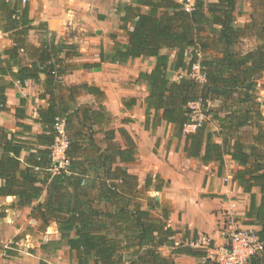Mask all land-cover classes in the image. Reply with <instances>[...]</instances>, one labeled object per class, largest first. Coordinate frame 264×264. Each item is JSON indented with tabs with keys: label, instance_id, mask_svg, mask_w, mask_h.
I'll return each instance as SVG.
<instances>
[{
	"label": "trees",
	"instance_id": "16d2710c",
	"mask_svg": "<svg viewBox=\"0 0 264 264\" xmlns=\"http://www.w3.org/2000/svg\"><path fill=\"white\" fill-rule=\"evenodd\" d=\"M239 1L197 0L196 10L188 14L178 0H131L119 9L123 11L120 29L127 42H116L112 55L102 49L100 63L85 67L154 58L152 71L137 78L147 86L146 130L173 126L175 137L185 138L186 158L201 166L217 164L219 175L230 158L239 168L233 172V182L250 196L245 225L259 227L258 236L264 242V102L259 101L257 83L264 73V3L253 8L249 24L238 26ZM34 29L38 28L30 19L28 0H0V31L14 43L0 53V79H12L0 84V112L6 108V89L15 82L39 85L42 75L46 80L39 98L47 101L34 120L42 127L34 141L0 126V197L15 198L17 209L32 207V219L43 228L55 223L60 240L43 242L41 250L52 254L66 247L76 264H176L160 254L162 247L172 249L174 255L204 259V251L185 245L197 237L190 239L184 232L181 242L176 241L182 232L168 225L169 210L153 215L161 203L145 193L152 187L162 192L164 180L157 176L154 184L149 175L142 188L138 175L130 172L127 165L135 162L137 145L125 128H111L114 118L102 104L104 92L95 85L63 84V78L74 71L68 61L80 56L77 47L54 40L36 47L28 40ZM247 38H254L256 46L245 53L236 51ZM196 50L204 56L216 54L203 58L206 83L172 80L171 73L187 70L197 61ZM189 51L193 52L190 60ZM22 54L29 62L23 63ZM83 93L94 96L98 107L78 106ZM215 100L220 106L208 108ZM199 101L210 120L186 134L185 126L193 122L190 104ZM130 103L133 107L136 100ZM25 105L21 98L17 119L26 118ZM56 118L65 121L69 144L68 165L54 172L51 149ZM128 122L122 120V124ZM17 127L32 133L31 126L18 123ZM247 128L256 130L250 139L242 134ZM118 136L123 145L117 142ZM23 153L28 155L22 160ZM250 264H264V253Z\"/></svg>",
	"mask_w": 264,
	"mask_h": 264
},
{
	"label": "crops",
	"instance_id": "0c3cea01",
	"mask_svg": "<svg viewBox=\"0 0 264 264\" xmlns=\"http://www.w3.org/2000/svg\"><path fill=\"white\" fill-rule=\"evenodd\" d=\"M28 1L30 19L33 20V26L38 28L29 33V42L40 47L43 43L54 40L56 44L65 43L77 47L80 56L68 61V64L74 67V71L63 78V84L67 87L88 84L100 88L105 94L102 104L114 120L116 118L120 122L118 128H125L137 145L136 160L133 164L127 165L130 172L138 175L141 180L143 178L145 180L149 175L159 176L164 180L165 187L162 191L164 206L162 205L161 209L170 211L168 225L173 230L182 232L176 236V241L181 242L183 233L187 232L190 239L204 235L220 244L219 224L230 204L237 202L240 215H244L250 205V196L246 195L233 182V179L230 182H224V178L232 176L234 172L232 169L238 166L230 158H226L223 174L219 175L217 164L198 166V161L186 158L183 151L185 138L180 141L175 137L173 126L163 124L155 130H146L144 100L147 97V86H144V92L139 93L135 84L127 86L125 84L132 79L136 80L142 72L150 73L155 64L154 58L130 60L123 65L107 62L103 63L100 68L85 67L100 63L102 49L105 54L112 55L116 42H127V38L124 42L119 41L118 32L122 31L120 19L123 16V11L120 12L119 9L130 5L131 0ZM239 9L240 4H238V11ZM31 35H34V38L31 39ZM113 36H117V40H114ZM0 37L3 39L0 40V53L13 47L14 43L9 35L0 31ZM164 51L167 50H163V53ZM22 59L23 63L29 62L25 54H22ZM45 80L46 77L42 75L39 85L32 81L26 82L24 86L15 82L13 87L6 89L7 104L5 111L0 112L1 127L10 133H22L21 138L34 141L33 136L42 132L41 125L36 124L34 120L38 118V111L47 107V101L39 98L44 92ZM5 82H12V79L10 77L0 79V84ZM21 98L26 101L24 107L26 118L17 119L15 111L21 106ZM131 99L136 100V105L133 107H129ZM77 102L78 106H89L94 109L99 105L94 96L85 93L78 97ZM124 119H128L129 122L122 124ZM18 123L31 126L32 133H23V129L17 127ZM97 138L100 141L103 135H98ZM27 155L23 153L22 160ZM254 192L259 198V189H255ZM156 199L161 200V198ZM15 202L16 199L13 197H0V203L5 205ZM31 212L32 208L28 207L16 209V214L14 213V216L22 218L19 222L16 220L18 225L15 229L16 235H21V238L24 236L20 234L23 233L24 223L41 225V222L32 219ZM1 218H4V222H0V229L3 226H9L6 225L5 215ZM253 228L259 231V227L253 226ZM41 229L47 230L43 227ZM3 235V230H0V238H3ZM60 237L58 232L52 236L46 235L44 242L58 241ZM41 245L36 247L37 251H32L30 256L38 257L37 253L45 255L46 253L41 250ZM0 253L7 254L1 245ZM173 259L176 264L195 260L185 255H175ZM197 260L198 263L204 261L203 259ZM33 264H41V262H33Z\"/></svg>",
	"mask_w": 264,
	"mask_h": 264
},
{
	"label": "rangeland",
	"instance_id": "374dc122",
	"mask_svg": "<svg viewBox=\"0 0 264 264\" xmlns=\"http://www.w3.org/2000/svg\"><path fill=\"white\" fill-rule=\"evenodd\" d=\"M264 0H240L238 2V4H240V9H239V15L237 16V25L238 26H244L245 24H249L251 22V15L253 14V8L257 7L259 4H263ZM247 17V18H246ZM249 17V18H248ZM118 35H120L119 41L120 42H124V40H126V36L124 32H118ZM30 36V35H29ZM31 39L34 38V35H31ZM0 40L2 41L3 39L0 37ZM256 46V40L254 38H247L244 39L241 44L239 46H237V48H235L236 51L245 53L248 52L250 50H252L254 47ZM164 53H167V51H164ZM215 53H209L207 55H205L206 57H212L215 56ZM173 56V53H172ZM188 60H190V58H192L193 56V52L189 51L188 52ZM205 56L203 55V58H205ZM178 73H171L170 77L172 80H175L177 77ZM134 78V77H132ZM131 78V79H132ZM135 79H132L131 81H129L127 85H132L135 84V87L137 88V91L139 93L144 92V86L145 84L140 83L137 81V79L134 81ZM258 83V96H259V101L260 102H264V73L262 74L261 78L259 80H257ZM78 103V102H77ZM98 103V101H97ZM95 105V104H94ZM213 106H220L219 101L215 100L214 102H209L208 104V108L209 107H213ZM262 113L264 115V108H261ZM207 109L203 110L202 108H200L199 111H197L196 113H194V120H198L201 116L202 113L206 114ZM204 119L206 120H210V117H206L204 116ZM120 125V122L116 120H114V123L112 125L111 128H118V126ZM213 129L217 128V124L212 122L211 123ZM256 133V130L254 128H247L245 130L242 131V134L244 135V138L250 139L253 134ZM118 143L122 144L123 140L118 136ZM198 166H201L198 163ZM218 166V165H217ZM226 166V164H225ZM239 168L236 167L235 169H232V171H236ZM152 176V175H151ZM139 177V176H138ZM227 177H232L227 176ZM225 177V178H227ZM154 184L157 183L156 181V177L152 176ZM224 178V179H225ZM225 182V181H224ZM139 183L140 186L143 188L144 184H145V180L143 178V180H141V178L139 177ZM164 191V190H163ZM145 196H150L152 198H161V200H159V202L161 203V206H164V194L163 192H156L155 188L152 187L149 189V191L147 193H145ZM157 200V199H156ZM237 203V202H236ZM13 203H8V204H3L0 203V222H4V218L2 219L1 216L5 215V219L7 220L6 225L9 226H3L0 230H3V238H0V245L1 247L4 249V251H10L13 253V255H9L8 253L4 254V253H0V262H4V264H33L37 263V262H44L45 264H76V258L74 254H71L69 249L64 247L62 248L58 253H56L55 255L50 254H39L37 253L38 257L35 256H30L32 251H37L36 247H39L41 245L42 242H44L46 235H51L52 234H56L58 231L57 230V226L55 223H52L50 225L49 228H47V230H42V223L40 224H32L29 225L28 223H24V229H23V233L20 234H24L23 238H21V235H16V227H17V222L16 220H18V222L22 219L20 217H18L17 215L14 216V213L16 212V207L12 206ZM9 205V206H8ZM12 206V207H11ZM9 207V209H8ZM32 208V207H30ZM237 208H238V204H237ZM240 212V211H238ZM16 214V213H15ZM161 215L162 214V209L160 208L157 211H153V215ZM25 215V214H24ZM240 220H242V222L245 224L246 220L245 219V214H241V216L239 217ZM40 222V221H39ZM56 228V229H55ZM31 229H33L32 231H30ZM26 235H29L28 237H26ZM19 238V239H18ZM53 238V237H51ZM22 239V240H21ZM2 240V241H1ZM3 242V243H2ZM180 243V242H178ZM167 248V249H166ZM162 247L159 249V252L162 256L167 257V258H171L174 262L175 260L173 259V256H175L174 254H172V249L168 248V247ZM171 253V255H169ZM176 263V262H175ZM184 264H205V262L201 261V263H198V260L195 259L193 261H187Z\"/></svg>",
	"mask_w": 264,
	"mask_h": 264
},
{
	"label": "built area",
	"instance_id": "2783aa9c",
	"mask_svg": "<svg viewBox=\"0 0 264 264\" xmlns=\"http://www.w3.org/2000/svg\"><path fill=\"white\" fill-rule=\"evenodd\" d=\"M182 9L192 14L196 10L197 0H178ZM25 3L26 0H23ZM197 61L190 65L187 70L180 71L176 79L183 78L190 79L200 85L207 81V75L202 65L203 54L195 51ZM20 85L19 82H17ZM190 108L194 113L203 109L201 101L190 104ZM205 113H202L198 120L186 125L184 132L186 134L194 133L199 126L206 120ZM207 117V116H206ZM56 138L52 146V163L53 171L65 168L68 165L66 159V150L68 148V139L66 135L65 121L56 118L54 126ZM232 177L224 179L225 183L230 182ZM241 215L238 213L237 203L234 201L230 204L219 224V236L221 243L217 244L213 239L208 236L199 235L196 239L185 242L196 250L204 251L206 256L203 259L205 264H250L251 261L264 253V242L259 238L258 232L253 227L246 226L242 220Z\"/></svg>",
	"mask_w": 264,
	"mask_h": 264
}]
</instances>
